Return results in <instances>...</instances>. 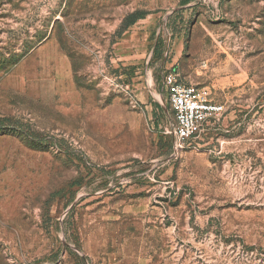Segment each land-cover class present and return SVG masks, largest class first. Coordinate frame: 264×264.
Listing matches in <instances>:
<instances>
[{"label": "rangeland", "instance_id": "obj_1", "mask_svg": "<svg viewBox=\"0 0 264 264\" xmlns=\"http://www.w3.org/2000/svg\"><path fill=\"white\" fill-rule=\"evenodd\" d=\"M193 52L224 111L178 149ZM0 264H264V0H0Z\"/></svg>", "mask_w": 264, "mask_h": 264}, {"label": "built area", "instance_id": "obj_2", "mask_svg": "<svg viewBox=\"0 0 264 264\" xmlns=\"http://www.w3.org/2000/svg\"><path fill=\"white\" fill-rule=\"evenodd\" d=\"M164 86L175 116L176 148L184 149L203 133L207 122L223 113L224 107L212 102L205 88L181 82L175 73H167Z\"/></svg>", "mask_w": 264, "mask_h": 264}, {"label": "crops", "instance_id": "obj_3", "mask_svg": "<svg viewBox=\"0 0 264 264\" xmlns=\"http://www.w3.org/2000/svg\"><path fill=\"white\" fill-rule=\"evenodd\" d=\"M186 59L184 63L176 67L173 71L179 80L188 85L195 86H217L224 84L226 77V66L222 67H210L208 62L205 61L201 65H197V59L195 53ZM181 53H178L177 60H179ZM173 66H176L175 63Z\"/></svg>", "mask_w": 264, "mask_h": 264}]
</instances>
